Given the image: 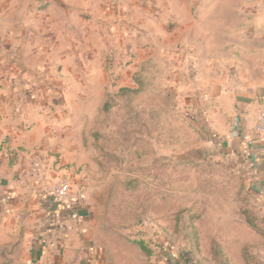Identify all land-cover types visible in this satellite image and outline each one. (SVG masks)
Instances as JSON below:
<instances>
[{"label":"rangeland","instance_id":"obj_1","mask_svg":"<svg viewBox=\"0 0 264 264\" xmlns=\"http://www.w3.org/2000/svg\"><path fill=\"white\" fill-rule=\"evenodd\" d=\"M34 1L0 82L45 117L36 198L69 178L99 264H264L261 196L210 117L217 82L264 78V0Z\"/></svg>","mask_w":264,"mask_h":264},{"label":"crops","instance_id":"obj_2","mask_svg":"<svg viewBox=\"0 0 264 264\" xmlns=\"http://www.w3.org/2000/svg\"><path fill=\"white\" fill-rule=\"evenodd\" d=\"M33 1L0 0V52H12L20 41L18 31L24 38L29 24L37 23L38 16L30 10ZM72 7H89V1H72ZM216 84L224 90L212 96L215 142L223 153L247 163L264 205V135L254 131L264 109V78ZM13 87L20 84L0 82V249L4 250L0 264H99L90 244L92 227L85 212L68 203L59 211L52 199L36 198L38 186L28 179L37 158L29 153L35 144L44 142L45 117L35 103L12 96ZM35 134L39 139L32 141ZM250 141H254L252 145Z\"/></svg>","mask_w":264,"mask_h":264},{"label":"built area","instance_id":"obj_3","mask_svg":"<svg viewBox=\"0 0 264 264\" xmlns=\"http://www.w3.org/2000/svg\"><path fill=\"white\" fill-rule=\"evenodd\" d=\"M255 134L258 136L264 135V109H262L259 113L255 128ZM254 141H250L249 145H252ZM70 181L68 177L62 176L56 180L54 185L52 186L50 193L46 194L45 192H41L38 194V198L40 200L52 199L54 203L57 204L58 210L65 208L67 205V201L70 195Z\"/></svg>","mask_w":264,"mask_h":264},{"label":"water","instance_id":"obj_4","mask_svg":"<svg viewBox=\"0 0 264 264\" xmlns=\"http://www.w3.org/2000/svg\"><path fill=\"white\" fill-rule=\"evenodd\" d=\"M57 6H59L60 8L64 9V10H67L69 9L70 7L67 6L63 0H52ZM191 157H194V158H201L203 156V152L202 150L199 148V149H195L191 152L190 154Z\"/></svg>","mask_w":264,"mask_h":264},{"label":"trees","instance_id":"obj_5","mask_svg":"<svg viewBox=\"0 0 264 264\" xmlns=\"http://www.w3.org/2000/svg\"><path fill=\"white\" fill-rule=\"evenodd\" d=\"M140 245H141V248H142V249H145V246H144L142 243H141Z\"/></svg>","mask_w":264,"mask_h":264}]
</instances>
